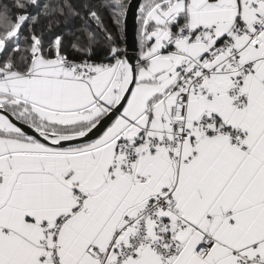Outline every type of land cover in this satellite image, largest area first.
<instances>
[{"label":"snow or ice","instance_id":"snow-or-ice-1","mask_svg":"<svg viewBox=\"0 0 264 264\" xmlns=\"http://www.w3.org/2000/svg\"><path fill=\"white\" fill-rule=\"evenodd\" d=\"M0 0V264H264V0Z\"/></svg>","mask_w":264,"mask_h":264},{"label":"water","instance_id":"water-1","mask_svg":"<svg viewBox=\"0 0 264 264\" xmlns=\"http://www.w3.org/2000/svg\"><path fill=\"white\" fill-rule=\"evenodd\" d=\"M142 0H131V10L127 17L126 28H125V41L129 47L130 55H138V8Z\"/></svg>","mask_w":264,"mask_h":264},{"label":"trees","instance_id":"trees-1","mask_svg":"<svg viewBox=\"0 0 264 264\" xmlns=\"http://www.w3.org/2000/svg\"><path fill=\"white\" fill-rule=\"evenodd\" d=\"M143 2V0L141 1V3ZM137 37L139 39V20H138V28H137Z\"/></svg>","mask_w":264,"mask_h":264}]
</instances>
